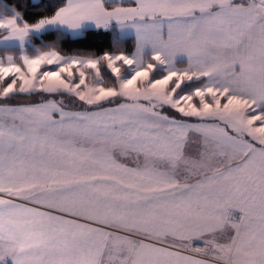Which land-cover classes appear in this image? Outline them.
I'll list each match as a JSON object with an SVG mask.
<instances>
[{"label":"snow or ice","instance_id":"obj_1","mask_svg":"<svg viewBox=\"0 0 264 264\" xmlns=\"http://www.w3.org/2000/svg\"><path fill=\"white\" fill-rule=\"evenodd\" d=\"M28 8L0 0V264H264V0Z\"/></svg>","mask_w":264,"mask_h":264},{"label":"trees","instance_id":"obj_2","mask_svg":"<svg viewBox=\"0 0 264 264\" xmlns=\"http://www.w3.org/2000/svg\"><path fill=\"white\" fill-rule=\"evenodd\" d=\"M5 2L7 4H14L17 8L18 11L24 12L25 13V18L29 19L30 17H32L34 15L33 10L28 8V3L29 0H5ZM0 11H2V9H0ZM128 37H126L127 39ZM88 43L95 45L94 47H91L89 49H78V47L75 44H71V45H66L64 43V41H61V48L63 49V51L67 54H74L77 51H97L98 47L101 46L102 41L100 40V38H89ZM105 49H106V45H104ZM18 47H7V48H0V54H3L5 52H15L17 50ZM18 54V52H17ZM102 76L104 78V83L106 85L111 86L112 84V79L110 78L109 74L107 73V71L102 70ZM55 95V94H53ZM55 98L57 99H63L65 105L68 106L69 109H76L78 107V104H70L69 101L73 98L68 97L66 94L65 96L61 97L59 95H55ZM21 103H23V101H21Z\"/></svg>","mask_w":264,"mask_h":264},{"label":"crops","instance_id":"obj_3","mask_svg":"<svg viewBox=\"0 0 264 264\" xmlns=\"http://www.w3.org/2000/svg\"><path fill=\"white\" fill-rule=\"evenodd\" d=\"M131 36V33H129L128 34V37H130ZM7 47H18V45L17 44H15V43H12V44H7V45H5V44H0V48H7ZM179 66H184L183 64H181V65H179ZM94 79V77L90 74V75H88V77H87V83H89V84H92L91 83V80H93Z\"/></svg>","mask_w":264,"mask_h":264},{"label":"rangeland","instance_id":"obj_4","mask_svg":"<svg viewBox=\"0 0 264 264\" xmlns=\"http://www.w3.org/2000/svg\"><path fill=\"white\" fill-rule=\"evenodd\" d=\"M88 70H86V72H87ZM90 75V74H89ZM93 82V80H91V83Z\"/></svg>","mask_w":264,"mask_h":264}]
</instances>
